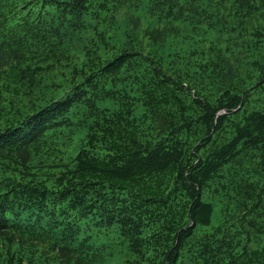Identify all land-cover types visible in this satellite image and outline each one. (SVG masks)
Segmentation results:
<instances>
[{
	"label": "trees",
	"instance_id": "1",
	"mask_svg": "<svg viewBox=\"0 0 264 264\" xmlns=\"http://www.w3.org/2000/svg\"><path fill=\"white\" fill-rule=\"evenodd\" d=\"M0 264H264V0H0Z\"/></svg>",
	"mask_w": 264,
	"mask_h": 264
}]
</instances>
